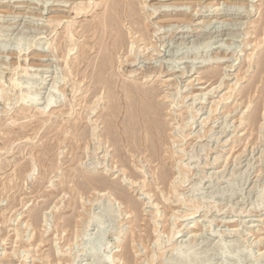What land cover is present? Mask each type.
Returning a JSON list of instances; mask_svg holds the SVG:
<instances>
[{
	"label": "rangeland",
	"instance_id": "obj_1",
	"mask_svg": "<svg viewBox=\"0 0 264 264\" xmlns=\"http://www.w3.org/2000/svg\"><path fill=\"white\" fill-rule=\"evenodd\" d=\"M115 1L0 0V264H264V0Z\"/></svg>",
	"mask_w": 264,
	"mask_h": 264
},
{
	"label": "bare ground",
	"instance_id": "obj_2",
	"mask_svg": "<svg viewBox=\"0 0 264 264\" xmlns=\"http://www.w3.org/2000/svg\"><path fill=\"white\" fill-rule=\"evenodd\" d=\"M62 1V0H61ZM73 1V0H72ZM68 3H69V0H68ZM132 3H133V1L132 0H116L115 1V3H113L112 5H110V9L113 11V12H115V13H117V17H114V18H111V17H106L104 20H103V25L104 26H106V27H108V28H110L109 30H107L106 32H105V34H103L104 36H102V37H104L105 38V36H106V39H110V38H112V39H114V45L115 46H119L121 43H120V38H121V34H119L118 33V31H117V26L119 25V23H120V20H121V22L123 21L122 19H128V18H132L133 16H132V14H134V9L131 7L132 6ZM87 4V3H86ZM111 4V3H110ZM66 5V4H65ZM180 5H183V4H180ZM174 6V5H173ZM85 8H87V7H85ZM85 8H78V11H81V10H83V9H85ZM88 10H89V8H88ZM180 15H182V14H186L185 13V11H180ZM179 17V16H178ZM175 18V17H174ZM165 19V18H164ZM163 19V21H165ZM178 19V21H183L185 18H176V19H174V20H177ZM100 20V19H99ZM137 20V19H136ZM170 20H171V18H170ZM126 21V20H125ZM131 21H132V19H131ZM169 21V20H168ZM185 21H187V20H185ZM180 26V25H179ZM100 28H101V26H100ZM136 28H137V26H136ZM131 30V29H130ZM160 30V29H159ZM137 32H139V30L137 31ZM158 32V31H157ZM69 33V32H68ZM99 33V32H98ZM130 34V33H129ZM146 34V33H145ZM97 36V35H96ZM140 36V35H139ZM91 37H93V36H91ZM98 37V36H97ZM96 38V37H95ZM151 38V37H150ZM97 39V38H96ZM134 42V41H133ZM136 42V41H135ZM137 43V42H136ZM129 44V43H128ZM132 45H133V43H132ZM110 46V45H109ZM122 46H123V44H122ZM147 46V45H146ZM145 46V47H146ZM124 47V46H123ZM122 48V47H121ZM119 49V48H118ZM107 54H108V52L104 49L103 51H102V55H101V57H100V60L98 61V62H95V64H96V73H95V75H94V77H93V79L95 80V82L97 83V82H99L101 85H111V84H113V80L111 79V77H109L108 75H107V72H108V70H109V59L107 58ZM9 56V55H8ZM42 58V57H41ZM45 58V57H44ZM38 65V64H37ZM18 66V65H17ZM25 66V65H24ZM36 66V65H35ZM34 66V67H35ZM46 66V65H45ZM39 67V66H38ZM37 67V68H38ZM16 68V67H15ZM17 70V69H16ZM23 71V70H22ZM24 71H26V69H24ZM15 74V73H14ZM146 75V74H145ZM45 80V79H44ZM13 87H20V83H19V80L17 79V78H15V76L13 77V78H11V83H10ZM44 84V83H43ZM29 88V87H28ZM110 88V87H109ZM19 89V88H18ZM57 89V88H56ZM94 89H96V88H94ZM136 89V92H138V93H140V95L142 96V99L143 100H147V99H150V97H152V92L151 91H144V90H142V89H139V88H135ZM20 90V89H19ZM22 90V89H21ZM28 90V89H27ZM25 91V90H24ZM144 92V93H143ZM56 93H57V91H56ZM20 94V93H19ZM32 94V93H31ZM30 94V95H31ZM20 95H18V97H19ZM26 96V95H25ZM34 96V95H33ZM37 96V95H36ZM31 98V97H30ZM33 98V97H32ZM49 98V97H48ZM19 99H21L22 101H24L25 100V97H24V95L22 94L21 95V98H19ZM54 99V98H53ZM27 100V99H26ZM34 100V99H33ZM37 100V99H36ZM31 101V100H30ZM41 101V100H40ZM47 101V100H46ZM45 101V102H46ZM17 102H19V101H17ZM25 102V101H24ZM27 102V101H26ZM29 102V101H28ZM32 102V101H31ZM38 102H39V100H38ZM56 102L55 101H53L52 99L48 102V104L46 105V108H52V107H54ZM13 104V103H12ZM17 104V103H16ZM20 104H23V103H20ZM33 104V103H32ZM46 104V103H45ZM27 107V106H26ZM30 107V106H29ZM97 108V106L95 107V108H93L92 110H95ZM48 111V110H47ZM44 112V111H43ZM49 112V111H48ZM52 113V112H51ZM53 115H55V114H53ZM198 115V114H197ZM105 121L107 122V120L105 119ZM48 122V121H47ZM182 168V167H181ZM259 204H264V196L261 198V203H259ZM185 217V216H184ZM99 249H100V247H99ZM99 249H97V250H94L93 251V253H91V255L89 256L90 258H98L99 256H100V254H99ZM102 250V249H101ZM187 251H180V252H178V259H186L187 258ZM101 254H103V253H101ZM102 256V255H101ZM99 260V259H98ZM203 264V263H202Z\"/></svg>",
	"mask_w": 264,
	"mask_h": 264
}]
</instances>
